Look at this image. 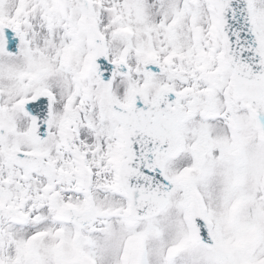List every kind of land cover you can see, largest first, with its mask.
I'll return each mask as SVG.
<instances>
[{
	"label": "snow or ice",
	"instance_id": "6c2138e0",
	"mask_svg": "<svg viewBox=\"0 0 264 264\" xmlns=\"http://www.w3.org/2000/svg\"><path fill=\"white\" fill-rule=\"evenodd\" d=\"M0 264H264V0H0Z\"/></svg>",
	"mask_w": 264,
	"mask_h": 264
}]
</instances>
